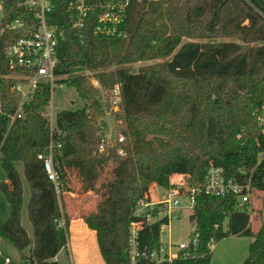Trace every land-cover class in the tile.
<instances>
[{
	"label": "trees",
	"instance_id": "trees-1",
	"mask_svg": "<svg viewBox=\"0 0 264 264\" xmlns=\"http://www.w3.org/2000/svg\"><path fill=\"white\" fill-rule=\"evenodd\" d=\"M72 1L51 0L48 19L63 30L57 45V73L69 74L64 81L76 87L88 105L57 114L56 130L61 135L55 134V138L63 142L54 161L61 180L58 191L38 158L51 139L44 115L51 98L48 83L38 84L24 104L23 117L9 127L10 114L22 98L14 88L17 76L28 71L11 68L5 50L32 35L34 12L24 7L25 0H0V161L6 171L0 191L11 207L6 221L0 217V236L14 244L25 264H30V256L24 252L27 248L36 264H61L55 257L67 244L74 213L61 195L73 192L68 169L81 160L92 165L120 159L125 171L119 187L110 181L101 192L104 213L80 215L96 230L107 264H133L129 235L135 223L141 248L159 249L162 226L169 222H148L135 209L151 183L170 187L175 174L185 177L183 192L202 184L210 165L223 168L228 178L243 182L250 178L253 192L260 193L255 196L258 207H253L260 215L264 197V0H123L127 6L121 36L95 31L104 11L100 3L110 0H87L93 8L81 38L72 30L76 18L70 9ZM16 20L26 23L11 28ZM159 58L166 60L142 66L137 72L128 66ZM81 70L95 71L94 76L108 90L117 84L121 89L118 119L126 138L105 151L99 150L100 90L88 76L75 74ZM119 148L126 153L120 155ZM16 161L23 163L30 188L28 213L33 236L22 224L24 189ZM86 190H95V184ZM190 220L196 226L197 245L160 264H212L210 243L230 235L253 238L242 264H264V221L253 229L250 213L238 209L233 196L199 193ZM137 264L154 261L142 256Z\"/></svg>",
	"mask_w": 264,
	"mask_h": 264
},
{
	"label": "built area",
	"instance_id": "built-area-1",
	"mask_svg": "<svg viewBox=\"0 0 264 264\" xmlns=\"http://www.w3.org/2000/svg\"><path fill=\"white\" fill-rule=\"evenodd\" d=\"M126 4L127 2L123 0H110L108 3H100V7L104 11L98 18L95 31L107 35H123L120 26L125 18ZM24 7L34 12L36 21H33L32 26H30L33 31L31 36L20 38L5 50V55L11 68H21L28 71L25 75L17 76L19 81L14 85V88L21 92L22 98L17 110L13 114H10L9 127L15 119L23 117L24 104L32 98L38 84L48 83L52 91L55 87H62L66 83L63 76L57 73L59 64L57 45L59 37H63V30L49 22L48 16L53 9L51 0H25ZM92 8L93 5L87 0H74L70 3V9L74 10L76 14V18L72 24V30L80 38L83 37L87 18ZM21 21L16 20L10 27L15 29L26 23L25 21ZM2 77L0 76V78ZM95 82L98 83L97 80ZM109 98V105L113 109H118L121 103V89L119 84L109 90ZM2 108L0 101V112H2ZM44 115L48 119L47 111ZM48 121L50 120L48 119ZM105 121L108 122L107 118ZM49 123L51 127V139L45 152L40 153L38 158L43 160L48 178L55 184L59 191L61 180L54 161L56 154L61 152L63 142L59 138L57 140L55 138V134L61 135V132L56 130L54 122L50 121ZM99 125L100 151H105L108 146H112L111 148H113L118 143L125 141V136L118 133L114 142V128L109 127L108 123L107 125L104 123H100ZM118 153L124 155V148H119ZM261 154L263 155L264 152ZM199 193L218 197L233 196L236 198V207L238 209L247 211L250 214L253 211V204L251 205L253 194L251 179L248 178L243 182L233 177L228 178L225 176L223 168L210 165L206 169L202 184L190 186L186 192H183L181 188L172 187L167 194L168 196L164 195L157 201L149 199L148 196H143L138 200L135 214L137 216H144L148 222H151L150 220L156 221L160 219L169 222L179 217L181 198L183 196H187L190 207L194 208L197 204V195ZM168 224H164L163 226ZM197 243L198 234L194 233L193 238L189 242H182L177 245V252H173L170 246L167 247L163 243L159 249L148 251L147 248L142 249L140 246L139 225L135 223L131 226L129 235L131 262L137 264L139 258L144 256L152 259L154 264H160L165 260L176 258L180 250H187L192 245L196 246ZM210 245L212 246V242ZM5 261L8 264H12L10 257H6Z\"/></svg>",
	"mask_w": 264,
	"mask_h": 264
},
{
	"label": "rangeland",
	"instance_id": "rangeland-1",
	"mask_svg": "<svg viewBox=\"0 0 264 264\" xmlns=\"http://www.w3.org/2000/svg\"><path fill=\"white\" fill-rule=\"evenodd\" d=\"M1 8V6H0ZM3 18V11L0 9V28L1 22ZM1 31V30H0ZM193 41L194 39L185 38L184 41ZM218 41L230 40V38H217ZM166 60V58H159L155 60H143L129 64L128 66L133 72H137L142 66H148L154 64L156 62H162ZM84 74L89 77L93 86L97 87L100 90V98L103 105V116L100 123H104L103 121L107 118L109 127L114 128L113 131V140L115 142V138L118 133L123 134L126 138L125 133L122 131V120L118 119V114L121 111V103L119 104L118 109H113L112 106L109 105V90L104 88L99 79L94 76L95 71L92 70H81L75 72V74ZM64 80L69 77V74L61 75ZM98 81L96 83L95 81ZM106 92V94H105ZM109 98V99H108ZM122 101V96H121ZM85 105H88V100L82 98L76 87L72 85H68L65 83L62 87H55L51 91L50 102L47 106L48 119L56 125V117L57 114L64 110H75L77 108H81ZM45 111V112H46ZM106 117V118H105ZM175 120V118H172ZM49 121V122H50ZM99 123V124H100ZM100 127V125H99ZM112 147V146H111ZM126 153V151H125ZM122 160H110L104 164L95 163L92 164L89 161L81 160L76 161L72 166L68 169L69 176V184L73 188V194L67 192L61 195V199L66 202L67 206L71 210L74 211L77 215L86 214L88 212H103V208L101 206V202L103 200L102 193L104 192L109 185V182H112V186L119 187L120 184L124 181L125 171L122 168ZM16 167L20 171L24 183V193H23V208H22V223L24 227L27 229L28 233L33 235V226L30 221L28 215V202L30 198V190L28 181L24 175V165L21 161L15 162ZM184 176L180 174L172 175L171 177V186L170 187H162L160 193L157 194V199L162 198L164 195H167L172 187L181 188L184 184ZM6 179V171L0 161V180ZM93 183L95 184V190L86 189L89 185ZM157 184V183H156ZM159 185V184H157ZM110 186V185H109ZM155 186V182L151 183V187H149L148 191L144 192V196H148L149 199L152 197V188ZM160 186V185H159ZM151 189V190H150ZM182 190V189H181ZM97 191H99L97 193ZM260 193L253 192L252 194V203L253 207H258V202L255 196H259ZM168 196V195H167ZM181 202V208L179 210V217L172 219L169 221V224L166 226H162V234L161 241L167 247L170 246L173 252H177V245L182 242H189L195 233L196 226L191 222L190 215L193 212V208L190 207L187 196H183ZM260 202V201H259ZM259 205H262L263 209L261 210L260 215L256 212L252 211L250 214L251 227L256 229L259 227L260 222L264 221V197L263 202ZM7 206L9 207V203L5 198V195L0 191V211L1 209ZM107 214H109L107 212ZM111 221L114 220L112 214ZM152 221V220H150ZM228 218L225 219L223 223V229H227ZM71 234L69 233L68 227V238L69 241ZM71 240V239H70ZM253 238L251 236L245 235H230L225 237L219 241H212V264H242L245 258L248 256L249 247ZM68 243V242H67ZM4 246H8L10 249L9 257L12 259L13 264H23V260L18 255L17 249L11 245H7V243L3 244ZM3 246V247H4ZM66 246V245H65ZM3 249V248H2ZM60 253L61 261L65 263L71 264V255L68 248H62ZM3 261H0V264H3Z\"/></svg>",
	"mask_w": 264,
	"mask_h": 264
},
{
	"label": "crops",
	"instance_id": "crops-1",
	"mask_svg": "<svg viewBox=\"0 0 264 264\" xmlns=\"http://www.w3.org/2000/svg\"><path fill=\"white\" fill-rule=\"evenodd\" d=\"M23 189H24V183H23ZM161 189H163V188L155 183V186L152 188L151 199L153 201L158 200L157 194L160 193ZM29 190H30V188H29ZM72 194L73 193H71V195ZM29 200H30V198H29ZM69 206H71V204L68 205V210L70 211V213H73L74 211L71 210L69 208ZM22 208H23V205H22ZM27 208H28V205H27ZM10 210H11L10 204H9V207L4 206L1 209L0 217L3 221H6L9 218ZM28 215H29V213H28ZM21 216H22V212H21ZM60 223L61 224L65 223L64 218L61 219ZM68 227H69V233L71 234V237H70L71 240L69 239V241H67L68 243L63 248L69 249L70 255H71V264H107L105 262L103 256H102V254H101V251H100L96 230L92 229L85 222V220L82 217H80V215H77L76 213H73V216H72V218L68 224ZM67 238H68V235H67ZM4 243H7V245H11L12 247L14 246V244L8 238L0 236V247H1L0 261L4 260L3 264H8L5 261V258L9 257L8 254H10L11 252H10V249L8 248V246L3 245ZM61 250L59 252H61ZM17 251H18V255L21 258V255H20V252L18 249H17ZM24 252H25V254L31 256V254H30L31 249L30 248H27ZM22 260H23V264H25V260L24 259H22ZM55 260H57L61 264H67L64 261H61L60 253H58L56 255ZM11 263L13 264L12 259H11ZM15 264H17V263H15Z\"/></svg>",
	"mask_w": 264,
	"mask_h": 264
},
{
	"label": "water",
	"instance_id": "water-1",
	"mask_svg": "<svg viewBox=\"0 0 264 264\" xmlns=\"http://www.w3.org/2000/svg\"><path fill=\"white\" fill-rule=\"evenodd\" d=\"M30 264H36L32 255L30 256Z\"/></svg>",
	"mask_w": 264,
	"mask_h": 264
}]
</instances>
